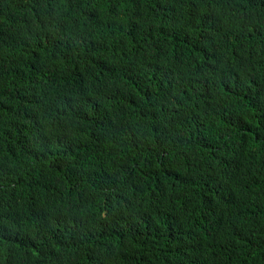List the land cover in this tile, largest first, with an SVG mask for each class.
I'll return each instance as SVG.
<instances>
[{
  "label": "trees",
  "instance_id": "1",
  "mask_svg": "<svg viewBox=\"0 0 264 264\" xmlns=\"http://www.w3.org/2000/svg\"><path fill=\"white\" fill-rule=\"evenodd\" d=\"M0 61V264H264V0H0Z\"/></svg>",
  "mask_w": 264,
  "mask_h": 264
},
{
  "label": "clouds",
  "instance_id": "2",
  "mask_svg": "<svg viewBox=\"0 0 264 264\" xmlns=\"http://www.w3.org/2000/svg\"><path fill=\"white\" fill-rule=\"evenodd\" d=\"M6 69H7V68H6V66L4 65V63L0 61V72L5 71ZM184 234H186L185 231H182V232H181V236H183ZM183 241L186 242V243H189V244H190V241L188 242L186 239H184Z\"/></svg>",
  "mask_w": 264,
  "mask_h": 264
}]
</instances>
